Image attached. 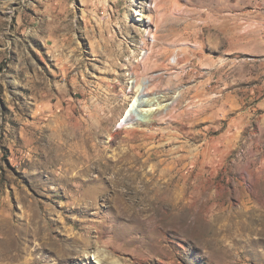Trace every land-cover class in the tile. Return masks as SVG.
Instances as JSON below:
<instances>
[{"label":"rangeland","instance_id":"rangeland-1","mask_svg":"<svg viewBox=\"0 0 264 264\" xmlns=\"http://www.w3.org/2000/svg\"><path fill=\"white\" fill-rule=\"evenodd\" d=\"M160 1L0 0V264H264V0Z\"/></svg>","mask_w":264,"mask_h":264},{"label":"bare ground","instance_id":"bare-ground-1","mask_svg":"<svg viewBox=\"0 0 264 264\" xmlns=\"http://www.w3.org/2000/svg\"><path fill=\"white\" fill-rule=\"evenodd\" d=\"M162 1V0H161ZM160 1V2H161ZM157 35V34H156ZM204 47H207V44L205 43V42H203V43H201L200 44V46H199V48L197 49V50H195V51H193V53L194 54H196V55H198V56H200L201 54H202V52H201V50H202V48H204ZM181 52H183L184 53V55L183 56H181L180 55V52H177L176 53V59H175V62L172 64H164V63H155V65L156 66H163L165 69H175V68H178L179 66H181V63L184 61V60H186V58L188 59V55H189V53L187 54V48L186 47H182V48H180L179 49ZM178 50V51H179ZM182 53V54H183ZM144 58L145 59H150V53L148 52V53H146L145 55H144ZM143 58V59H144ZM156 75V74H155ZM158 79H159V76H152L151 77V79H150V82H151V84H152V82L153 81H158ZM151 84H145V89H144V91H146L147 93H150V91L152 90L151 89ZM153 91V90H152ZM151 91V92H152ZM201 92V91H200ZM198 96V93L197 94H195V97H197ZM194 97V96H193ZM201 97H204V96H201ZM206 97V96H205ZM204 97V98H205ZM222 99V97L220 98V100ZM198 100V99H197ZM197 100H194L193 98L191 99V101H189L190 103H193V105H195L194 106V108L193 109H191V110H195V112H197V110L196 109H199L198 107H202V108H204L205 106H206V104L207 103H205L204 101H203V99H199L198 101ZM206 100H207V98H206ZM182 101V100H181ZM199 101H202V103H200ZM210 101V100H209ZM215 101H217V100H215ZM183 102V101H182ZM200 103V104H198V106H197V103ZM204 102V103H203ZM181 103V102H180ZM144 104V105H143ZM209 104H210V102H209ZM208 104V105H209ZM140 105H143V106H150V108H148V109H141V113L143 114V116H144V118L146 119L147 118V116L149 115V113H150V115H151V113H153V111L155 110H158L160 107H157V108H152V106L154 105V104H152L151 103V101H142L141 103H140ZM190 105V104H189ZM191 108H192V106H191ZM161 110H163V109H161ZM202 111V110H201ZM199 114V113H198ZM133 118H134V116H133V114H130V115H128L127 116V118L126 119H124L123 120V123H125V124H127V123H130L132 120H133ZM145 121V120H144ZM124 158V157H123ZM125 160V159H124ZM138 160V159H137ZM125 162V161H124ZM109 167V166H108ZM107 168V167H106ZM110 168V167H109ZM108 168V169H109ZM112 169H114V171L116 170V171H118V173L119 174H122V178L120 179V180H118V181H116L117 183H118V185H121V186H124V187H126V191L124 192V196H123V198L125 197V195L127 194V195H132V196H134L133 198H140V200L141 201H149L150 200V198H151V191L150 190H148V186H150L149 185V183L147 182V181H145L144 182V189L143 188H141V190H139V189H137V187H135L134 186V184H135V182H136V179H138V177L139 176H143V174L141 175L140 174V170L139 169H136L135 170V172H133V173H131V171H133V167H129V166H127V163L125 162V163H122V165L121 166H119V165H117V164H114L112 167H111ZM174 168V167H173ZM111 169V170H112ZM141 169V168H140ZM153 169V168H152ZM153 171V170H152ZM158 171V170H157ZM156 172V171H155ZM154 172V173H155ZM151 173V172H150ZM116 174V173H115ZM165 174V173H164ZM117 176V175H116ZM145 176V175H144ZM152 176V175H151ZM162 176V175H161ZM147 178V177H146ZM152 178V177H151ZM155 178V177H154ZM174 178V177H173ZM172 179V178H171ZM141 180V179H140ZM157 180V179H156ZM167 180V179H166ZM113 181H114V179H113ZM139 181V180H138ZM158 181V180H157ZM142 182V181H141ZM140 182V183H141ZM152 182V181H151ZM175 182H177V181H175ZM137 183V182H136ZM155 183V182H154ZM116 184V183H115ZM156 184V183H155ZM137 185V184H136ZM139 186H140V184H139ZM175 185L173 184V181L172 180H168V181H166V182H162V183H158L157 185H156V187H158V188H160V193H166L167 195L169 194V195H175V193H174V187ZM155 188V187H154ZM157 188V189H158ZM123 189V188H122ZM125 189V188H124ZM153 189V188H152ZM121 191V190H120ZM177 191V190H176ZM120 193V192H119ZM159 193V192H158ZM122 194V193H121ZM153 194V193H152ZM155 194H157V193H155ZM152 197H153V195H152ZM166 198V197H165ZM173 198V197H172ZM130 199V198H129ZM152 200V199H151ZM135 201V200H134ZM128 202V201H127ZM150 202V201H149ZM137 203V202H136ZM127 204V203H126Z\"/></svg>","mask_w":264,"mask_h":264}]
</instances>
